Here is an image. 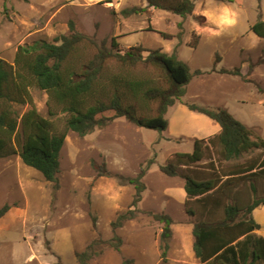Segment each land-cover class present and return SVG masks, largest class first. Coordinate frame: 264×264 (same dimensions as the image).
Instances as JSON below:
<instances>
[{
    "label": "rangeland",
    "instance_id": "rangeland-1",
    "mask_svg": "<svg viewBox=\"0 0 264 264\" xmlns=\"http://www.w3.org/2000/svg\"><path fill=\"white\" fill-rule=\"evenodd\" d=\"M193 1L194 13L183 19L147 8L146 0H0V59L13 64L19 46L54 42L69 35V23L74 22L78 32L99 44L105 42L108 50H113L112 40L116 38L124 51L141 46L177 54L193 74L183 102L223 107L252 131L254 139L264 140V40L251 31L254 23L264 20V0ZM131 8L145 11L123 15V10ZM225 8L235 23L222 30L212 20ZM161 32L174 38L164 39ZM93 54L91 48L81 46L69 64L79 70ZM217 56L222 59L219 63H215ZM214 68L216 72H212ZM222 68H240L245 79L218 73ZM196 70L206 74L195 75ZM114 76H135L159 84L163 79L162 73L153 67L124 69L111 61L100 86L111 90ZM30 98L31 103L13 104L20 117L34 107L51 121L57 134L66 133L60 153L59 189L55 190L40 172L22 162L19 117L17 131L7 140L5 156L0 158V208L11 206L0 219V264H79L77 254L93 241L105 244L88 264H161L163 225L149 213L166 214L173 220L168 264H201L193 251L192 230L195 221L202 217L194 218L186 212L195 203L189 201L186 206L183 177H169L159 167L176 153H192L195 140H204L203 146L209 150L197 165L182 167V174L198 172L203 178L213 177L208 166L213 161L220 177L236 163L264 157V150L258 149L238 161L219 163L216 150L208 143L219 125L190 111L182 102L169 108V126L165 131L137 127L120 118L80 137L67 130L68 115L46 91L32 87ZM125 102L143 105L130 95ZM144 113L154 115L155 111ZM149 161L154 165L143 178L146 189L136 207V218L114 232L111 223L134 209L131 206L136 193L133 185L117 176L135 178ZM103 164L111 177L99 175ZM249 184L236 182L240 197L247 201L252 198ZM257 190L256 197L262 198L264 179L257 181ZM113 193H119V198L112 199ZM115 235L122 239L119 252L106 244Z\"/></svg>",
    "mask_w": 264,
    "mask_h": 264
},
{
    "label": "trees",
    "instance_id": "trees-1",
    "mask_svg": "<svg viewBox=\"0 0 264 264\" xmlns=\"http://www.w3.org/2000/svg\"><path fill=\"white\" fill-rule=\"evenodd\" d=\"M146 1L147 8L167 11L183 19L192 15L195 10L193 0ZM141 11L145 10L131 8L123 10L122 13L129 16ZM179 27L183 28L182 23ZM69 28V35H62L54 42L41 41L31 46H19L13 64L0 59V158L5 156L7 140L15 135L18 128L20 116L13 109V104L31 103L32 87L49 94L50 99L68 115L67 130L80 137H86L96 129H103L120 118L137 127L165 131L169 126L166 118L169 108L176 102H182L190 111L202 114L220 126V132L208 139L209 145L218 154L219 163L238 161L255 150H264V140L254 139L252 131L227 109L182 101L193 74L177 54L169 55L159 49L146 50L141 46L130 47L124 51L120 49L116 38L112 40L113 50H108L105 42L99 44L94 38L78 32L74 22L69 23ZM251 31L264 40V20L259 19L254 23ZM161 35L167 40L174 38L173 35L163 32ZM81 46L91 48L94 54L76 70L69 61ZM111 61L124 69H136L140 65L158 69L162 73V83L135 76H114L110 81L112 89H104L99 81ZM220 61L221 58L217 56L215 63ZM216 71V68L212 70ZM218 73L245 79L240 68H222ZM203 74L206 72L195 71V75ZM127 95L140 99L142 108L127 104ZM152 109L155 111L154 115L144 113ZM109 112L113 115L107 116L106 113ZM20 125L22 146L19 156L22 162L40 172L58 190L60 153L65 144L66 133L57 134L51 121L42 117L34 107L20 117ZM203 143L204 140H195L192 153H176L167 164L159 167L169 177H183L186 206L189 201L195 203L194 206L187 207L186 212L194 218L202 217L195 221L192 230L195 257L201 264H264V237L257 235L256 232L261 226L253 217V211L264 205V196L256 197L257 181L264 179V157L236 163L221 173L220 177L217 176L213 161L208 164L213 171V177L203 178L198 172L193 175L182 174V167H192L205 159V152L209 148L204 147ZM152 165L154 162L149 161L142 166L135 178L117 176L133 185L136 193L131 206L134 209L120 214L111 223L114 232L136 218V207L146 189L143 178ZM99 175L112 176L105 164ZM237 181L250 183L251 200L240 197ZM10 209L8 204L2 206L0 219ZM149 214L163 225L160 235L161 264H168L173 220L166 214ZM103 244L105 242L93 241L84 252L78 253L79 264H88L93 257L99 255L98 249ZM106 244L119 252L122 239L115 235Z\"/></svg>",
    "mask_w": 264,
    "mask_h": 264
},
{
    "label": "clouds",
    "instance_id": "clouds-1",
    "mask_svg": "<svg viewBox=\"0 0 264 264\" xmlns=\"http://www.w3.org/2000/svg\"><path fill=\"white\" fill-rule=\"evenodd\" d=\"M205 15H209V14L206 13ZM209 18L212 19L210 15H209ZM212 22L217 24L221 28H227V27L232 26L235 23V20L232 17V14L229 12V10L225 8L222 14L216 17L215 19H213ZM196 27H197V31H199V27L198 26ZM111 198L114 200L118 199L119 193H113Z\"/></svg>",
    "mask_w": 264,
    "mask_h": 264
},
{
    "label": "crops",
    "instance_id": "crops-1",
    "mask_svg": "<svg viewBox=\"0 0 264 264\" xmlns=\"http://www.w3.org/2000/svg\"><path fill=\"white\" fill-rule=\"evenodd\" d=\"M91 1V0H90ZM228 28V27H227ZM222 30H224V28H222ZM219 35V34H216ZM220 36H223V34H220ZM236 38V37H235ZM222 60V59H221ZM199 114V113H198ZM220 127V126H219ZM221 128L216 129V134H218L220 132ZM213 135V136H214ZM183 197V196H182ZM185 200H187V196L185 197ZM253 217L256 220V222L261 226V229L259 231H257V235L264 237V205H262L261 207L255 209L253 211Z\"/></svg>",
    "mask_w": 264,
    "mask_h": 264
}]
</instances>
